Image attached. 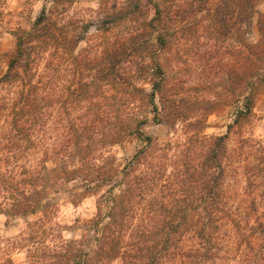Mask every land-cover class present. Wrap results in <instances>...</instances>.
Segmentation results:
<instances>
[{
	"label": "trees",
	"instance_id": "1",
	"mask_svg": "<svg viewBox=\"0 0 264 264\" xmlns=\"http://www.w3.org/2000/svg\"><path fill=\"white\" fill-rule=\"evenodd\" d=\"M77 1L49 0L0 54V215L23 222L0 264H14L12 252L23 264H210L225 241H240L239 228L259 244L247 243V262L264 264V140L246 134L264 95V0H188L184 16L202 17L179 31L202 23L214 43L201 58L202 89L225 76L222 100L195 102L162 64L180 38L169 34L179 0H96L98 29L74 13ZM225 108V133L206 135ZM148 122L164 125L165 139L146 135ZM133 141L136 152L117 158ZM230 182L242 185L236 201ZM72 184L96 198L78 240L53 223V196Z\"/></svg>",
	"mask_w": 264,
	"mask_h": 264
},
{
	"label": "rangeland",
	"instance_id": "2",
	"mask_svg": "<svg viewBox=\"0 0 264 264\" xmlns=\"http://www.w3.org/2000/svg\"><path fill=\"white\" fill-rule=\"evenodd\" d=\"M49 0H7L6 4V16L5 24L3 26L4 34L0 37V54L9 52L13 49L14 38L11 35V31L16 28L28 29L39 14L40 10L47 6ZM177 8L185 9L180 12V20L178 23L172 24L169 31L172 40V34L178 32L176 35L180 37L178 43L166 51L162 56V64L165 65L166 75L174 83L179 81V92L181 98L195 102V100L210 99L216 101L224 98L225 92L222 89L225 81L224 74H218L212 77V84L210 87L202 89V84L205 74L201 72L203 63L201 58L203 53L208 49V46L214 44L209 38V33L203 30L202 23L197 26L194 34L185 35V32H180V28L186 27L188 22L194 20H200L201 14H197L194 17H185V12L188 7V0H179L176 2ZM211 8L212 4H208ZM98 10V4L96 0H78L74 5V13L82 16L87 20H93V27L99 28V23L96 18V11ZM258 10L264 13V3H262ZM196 18V19H194ZM194 19V20H193ZM180 30V31H179ZM96 29L92 28L89 31L88 36L96 33ZM193 34V39L191 36ZM174 39V36H173ZM258 39V33L255 26V19L253 26L249 29L247 40L250 43H254ZM189 40V41H188ZM173 41V40H172ZM80 46H84L82 43ZM225 45L221 46V52H224ZM212 49V48H211ZM213 50V49H212ZM224 63L226 60L224 59ZM215 68L214 70H216ZM5 68L0 65V76L4 73ZM211 80V78L209 79ZM208 80V81H209ZM204 87V86H203ZM221 93L222 97H218L217 94ZM194 100V101H193ZM222 100V99H221ZM254 116L250 127L248 128L247 136L253 137L255 140H264V95L258 96L254 107ZM232 111L229 108L222 109L216 115H212L208 118L209 128L205 131L206 135H223L226 131L225 126L231 123ZM146 135L158 138L160 140L165 139L167 128L164 125H157L153 122H148L142 128ZM235 142H231V146H234ZM141 146L138 141H133L123 149L116 148L114 153L117 158H130L136 150ZM239 184V183H238ZM242 185L236 186L235 183H229L226 186V190L229 194H233V201H236L240 194ZM81 188L77 184L64 186L63 191L60 194L54 195L52 202L56 205L57 211L53 219V223L64 229L63 236L65 239L78 240L81 237V225L90 220L96 211V198L93 196L80 197ZM260 212V211H259ZM23 228V222L18 219H8L3 215H0V263L4 260V253L9 247L10 240L14 238L20 230ZM230 230V229H228ZM239 234H241L240 241L234 238L230 241H225V247L229 244L230 249L225 247L220 251L219 256L214 259L210 264H250L247 262L244 254H248L245 251L248 248L247 243H252L255 248L259 247L255 237L251 234V228H239ZM234 236V235H233ZM254 239V240H253ZM254 248V247H253ZM255 252V251H253ZM248 256V255H247ZM14 264H23L24 255L22 253L12 252L11 256Z\"/></svg>",
	"mask_w": 264,
	"mask_h": 264
}]
</instances>
